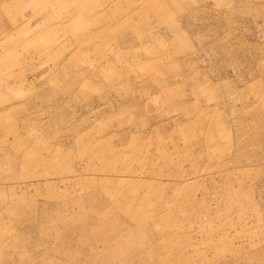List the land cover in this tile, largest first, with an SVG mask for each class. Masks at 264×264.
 Returning <instances> with one entry per match:
<instances>
[{
	"label": "rangeland",
	"instance_id": "obj_1",
	"mask_svg": "<svg viewBox=\"0 0 264 264\" xmlns=\"http://www.w3.org/2000/svg\"><path fill=\"white\" fill-rule=\"evenodd\" d=\"M0 264H264V0H0Z\"/></svg>",
	"mask_w": 264,
	"mask_h": 264
}]
</instances>
